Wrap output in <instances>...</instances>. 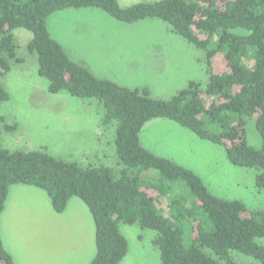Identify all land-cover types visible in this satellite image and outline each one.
Returning a JSON list of instances; mask_svg holds the SVG:
<instances>
[{"label":"trees","instance_id":"obj_1","mask_svg":"<svg viewBox=\"0 0 264 264\" xmlns=\"http://www.w3.org/2000/svg\"><path fill=\"white\" fill-rule=\"evenodd\" d=\"M89 7L125 23L148 18L167 23L205 51L208 83L190 80L169 99H158L148 87L130 88L96 76L68 56L47 25L57 11ZM17 28L33 34L27 47L37 57L49 93L66 91L102 105L104 125L115 124L113 143L123 168L85 166L47 149L10 150L0 140V216L11 186L30 185L46 191L57 213L72 198L85 203L95 225L96 254L90 264L122 263L129 252L122 224L155 231L153 244L163 264H235L233 251L264 264V245L256 241L264 237V209L251 211L243 201L216 196L199 175L152 152L140 138L149 121L171 120L223 147L234 166L254 169L255 185L264 191V0H158L129 6L118 0H0V103L10 99L2 78L22 62L13 35ZM218 54L228 67L220 73L213 67ZM248 122L261 136L258 148L247 141ZM177 181L185 183L187 194H173ZM0 264H15L1 231Z\"/></svg>","mask_w":264,"mask_h":264},{"label":"rangeland","instance_id":"obj_2","mask_svg":"<svg viewBox=\"0 0 264 264\" xmlns=\"http://www.w3.org/2000/svg\"><path fill=\"white\" fill-rule=\"evenodd\" d=\"M118 1L129 6L158 0ZM47 25L51 36L72 60L96 76L120 85L148 87L154 98L169 99L190 80L203 86L209 81L205 51L188 43L160 19L125 23L99 8L89 7L57 11L48 18ZM13 35L22 62L14 64L2 78L10 94L8 101L0 103L3 146L24 151L47 149L55 157L85 166L102 163L121 170L113 143L115 124L104 125L102 105L66 91L49 93L48 81L38 74L37 57L27 47L32 32L17 28ZM223 57L218 54L213 61L216 73L228 68ZM253 122L245 126L246 137L250 145L258 148L261 136ZM140 138L152 152L199 175L216 196L243 201L251 211L264 209V191L254 181L256 171L231 164L223 147L162 118L149 121ZM175 184L174 195L189 192L184 182ZM44 207L53 210L45 190L30 185L11 186L0 216V231L15 264H87L85 257L96 254L91 231L90 238L83 241L81 222L75 212H56L58 217L53 219L45 215ZM121 230L129 242V252L121 264H163L161 252L153 244L155 231L139 224H122ZM190 240L188 225L185 242ZM256 241L264 245V237ZM230 256L235 264H259L237 251Z\"/></svg>","mask_w":264,"mask_h":264},{"label":"crops","instance_id":"obj_3","mask_svg":"<svg viewBox=\"0 0 264 264\" xmlns=\"http://www.w3.org/2000/svg\"><path fill=\"white\" fill-rule=\"evenodd\" d=\"M44 208L47 209L45 212L46 216L49 215L53 219H56L58 217L56 212L54 210H51L50 207H44ZM70 212H75L77 214L80 222H81V231H82L81 238H82V240L84 241L86 239V237L90 238V231H91V239L94 240V242H95L94 221H93V219L91 217V213H90L88 207L85 205V203L78 198H72L70 200L66 210L60 214L63 215V214L70 213ZM84 251L85 250H83V254H84ZM93 257L94 256H90L87 258L85 257V261L87 262V264H90Z\"/></svg>","mask_w":264,"mask_h":264}]
</instances>
